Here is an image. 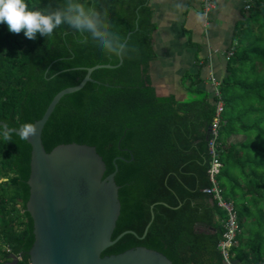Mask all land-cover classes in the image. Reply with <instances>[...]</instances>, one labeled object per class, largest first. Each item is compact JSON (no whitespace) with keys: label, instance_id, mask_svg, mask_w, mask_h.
I'll list each match as a JSON object with an SVG mask.
<instances>
[{"label":"trees","instance_id":"16d2710c","mask_svg":"<svg viewBox=\"0 0 264 264\" xmlns=\"http://www.w3.org/2000/svg\"><path fill=\"white\" fill-rule=\"evenodd\" d=\"M26 2L51 11L64 0ZM82 2L106 11L124 41L131 32L128 48L120 66L94 70L91 82L61 98L44 126L42 142L47 152L70 143L95 147L105 162V176L115 171L116 160L121 212L112 240L133 233L102 255L145 247L172 264H222L218 245L226 214L205 192L212 186L211 127L221 99L223 166L218 183L238 213L235 264L264 262V0L248 3L220 96L209 98L198 89V77L187 75L188 97L183 101L158 97L152 86L155 24L148 0ZM119 61V55L101 52L67 25L50 36L38 33L28 39L23 30L13 33L0 23V122L10 129L34 124L58 92L81 83L87 68L116 66ZM236 136L244 138L229 143ZM30 161L26 140L13 132L6 135L0 126V264L11 262L12 254L17 264H30ZM198 223L211 229H196Z\"/></svg>","mask_w":264,"mask_h":264},{"label":"water","instance_id":"95a60500","mask_svg":"<svg viewBox=\"0 0 264 264\" xmlns=\"http://www.w3.org/2000/svg\"><path fill=\"white\" fill-rule=\"evenodd\" d=\"M131 32L127 34L125 43ZM116 66L96 65L77 86L58 92L44 115L33 125L35 136L25 139L31 146V171L27 181L29 198L26 210L33 221L34 242L28 252L30 264H172L162 253L145 247L129 249L116 255L102 253L113 246L126 231L112 240L121 212L119 186L115 182L118 171L105 176L106 165L93 146L61 144L50 152L45 150L42 132L50 115L64 95L81 90L91 82V74L99 68ZM0 126L21 136L18 129H10L4 122ZM153 220V214H152ZM151 222L141 238L148 232ZM211 229L201 223L196 229ZM17 264L16 255H11Z\"/></svg>","mask_w":264,"mask_h":264},{"label":"crops","instance_id":"0c3cea01","mask_svg":"<svg viewBox=\"0 0 264 264\" xmlns=\"http://www.w3.org/2000/svg\"><path fill=\"white\" fill-rule=\"evenodd\" d=\"M252 0H216L204 15L202 0H148L153 10L152 35L156 57L149 63V75L158 97H188L184 79L198 77V89L215 96L227 74L225 53L236 42L237 28ZM243 136L231 142L243 140ZM237 263L233 259V264Z\"/></svg>","mask_w":264,"mask_h":264},{"label":"clouds","instance_id":"9594fccd","mask_svg":"<svg viewBox=\"0 0 264 264\" xmlns=\"http://www.w3.org/2000/svg\"><path fill=\"white\" fill-rule=\"evenodd\" d=\"M108 13L97 6H88L82 0H64L55 10L34 9L26 0H0V23H5L10 32L20 33L35 39L39 33L50 36L61 25L82 34L85 42H91L98 50L110 55H124L128 45L113 29ZM8 129H5L7 135ZM23 138L35 136L37 128L26 123L17 130Z\"/></svg>","mask_w":264,"mask_h":264},{"label":"built area","instance_id":"2783aa9c","mask_svg":"<svg viewBox=\"0 0 264 264\" xmlns=\"http://www.w3.org/2000/svg\"><path fill=\"white\" fill-rule=\"evenodd\" d=\"M204 6V15H207L215 6L216 0H202ZM249 8V7H248ZM237 43L235 42L232 47L225 53L226 59L229 60L235 50ZM215 96H220L219 84L216 83ZM223 101L220 99L217 103L216 117L211 127L212 139L210 140V155H211V166L209 169V178L212 186L206 189L205 192L212 196L213 200L217 205L225 212L226 218L224 222V233L223 238L219 243V249L222 255V264H233L234 253L233 248L238 245V235L240 234V226L238 213L236 206L232 200L226 199L223 190L218 183V176L223 166L220 158V122L221 113L223 112ZM256 264H264V262H258Z\"/></svg>","mask_w":264,"mask_h":264},{"label":"rangeland","instance_id":"374dc122","mask_svg":"<svg viewBox=\"0 0 264 264\" xmlns=\"http://www.w3.org/2000/svg\"><path fill=\"white\" fill-rule=\"evenodd\" d=\"M233 138V137H232ZM232 138L230 139V141H232ZM4 181V179L2 180V182ZM247 242V239L244 240V243Z\"/></svg>","mask_w":264,"mask_h":264}]
</instances>
